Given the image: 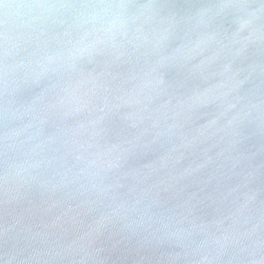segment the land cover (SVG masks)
Here are the masks:
<instances>
[{
	"label": "water",
	"instance_id": "water-1",
	"mask_svg": "<svg viewBox=\"0 0 264 264\" xmlns=\"http://www.w3.org/2000/svg\"><path fill=\"white\" fill-rule=\"evenodd\" d=\"M0 264H264V0H0Z\"/></svg>",
	"mask_w": 264,
	"mask_h": 264
}]
</instances>
